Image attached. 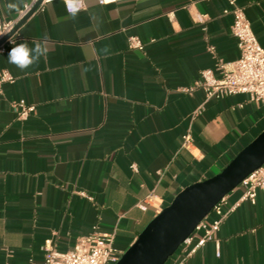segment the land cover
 <instances>
[{
    "label": "crops",
    "instance_id": "crops-1",
    "mask_svg": "<svg viewBox=\"0 0 264 264\" xmlns=\"http://www.w3.org/2000/svg\"><path fill=\"white\" fill-rule=\"evenodd\" d=\"M236 1L264 47V0ZM30 2L16 11L9 5L18 0H0V21ZM228 7V0H86L72 19L58 0L1 45L0 72L15 81L0 89V264L41 263L46 247L73 249L95 228L114 233L124 253L182 190L221 172L264 130V105L246 95L211 99L194 116L205 93L183 90L219 60L238 58ZM131 37L143 49L131 48ZM21 42L48 48L26 72L7 59ZM21 100L36 107L26 120L15 107ZM189 129L193 153L181 148ZM243 194L240 185L225 197V210L240 204L217 234L221 256L207 243L185 264H264V194L255 203Z\"/></svg>",
    "mask_w": 264,
    "mask_h": 264
},
{
    "label": "built area",
    "instance_id": "built-area-1",
    "mask_svg": "<svg viewBox=\"0 0 264 264\" xmlns=\"http://www.w3.org/2000/svg\"><path fill=\"white\" fill-rule=\"evenodd\" d=\"M55 1L58 0H43L38 9L47 3ZM62 1L64 2V0ZM121 1L126 0H98V3L109 5ZM37 2L38 0H31L27 4L28 7L24 8L16 19L0 21V41L14 29L16 24ZM228 4L229 7L224 10V13L233 16L231 32L237 40L239 56L231 62L219 60L214 68L204 69L193 86L183 89L188 93L196 89H202L205 93V100L194 111V116L200 115L205 110L207 102L211 99H222L239 94L248 96L252 103L264 105V47L260 44L245 13V9L239 6L236 0H228ZM85 7L86 0H84V7L81 11ZM205 20L206 15L198 17L200 23ZM129 44L131 48L143 49V43L138 37H131ZM210 50L213 51L214 48ZM14 81L15 77L8 70L0 72V89H2L4 84H12ZM15 107L21 120L28 119L36 109L35 105H30L22 100L18 101ZM181 148L193 153L195 138L191 129L182 136ZM131 168L137 171L136 164H132ZM241 186L244 187L241 201L255 203L258 193L264 194V164L249 174L243 180ZM154 197V195L149 196L145 204H150ZM145 204L141 205V207H145ZM239 204L237 203L230 210H225V197L218 202L179 247L180 249L183 246L195 243L194 247L186 252L177 264H185L191 255L207 243H214L216 255L220 257L221 243L217 238V234L228 214L235 210ZM122 255L123 252L115 245L114 233H102L95 228L89 235L79 237L73 249L62 251L55 247H46L44 259L38 264H116Z\"/></svg>",
    "mask_w": 264,
    "mask_h": 264
},
{
    "label": "water",
    "instance_id": "water-1",
    "mask_svg": "<svg viewBox=\"0 0 264 264\" xmlns=\"http://www.w3.org/2000/svg\"><path fill=\"white\" fill-rule=\"evenodd\" d=\"M43 0L0 41L12 38ZM264 164V130L243 147L218 174L187 186L140 233L116 264H166L213 207Z\"/></svg>",
    "mask_w": 264,
    "mask_h": 264
},
{
    "label": "clouds",
    "instance_id": "clouds-1",
    "mask_svg": "<svg viewBox=\"0 0 264 264\" xmlns=\"http://www.w3.org/2000/svg\"><path fill=\"white\" fill-rule=\"evenodd\" d=\"M23 0H18V3L9 5L10 9L20 11V4ZM67 7V11L72 19H76L78 13L84 7V0H64ZM24 8H27V4H23ZM46 39V38H45ZM48 52L47 46L44 42H34V46H29L27 42H21L11 48L8 53V62L15 65L18 69L26 72L31 67L37 65L41 57L46 56Z\"/></svg>",
    "mask_w": 264,
    "mask_h": 264
}]
</instances>
